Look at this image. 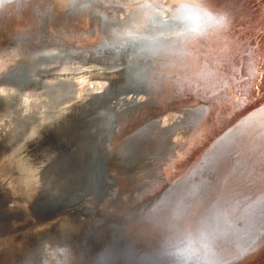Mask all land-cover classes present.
<instances>
[{
	"label": "bare ground",
	"instance_id": "6f19581e",
	"mask_svg": "<svg viewBox=\"0 0 264 264\" xmlns=\"http://www.w3.org/2000/svg\"><path fill=\"white\" fill-rule=\"evenodd\" d=\"M136 1L21 0L15 6L19 16L3 20L2 27L9 36L15 40L26 36L34 45L29 50L20 45L7 47V53H2L8 59L0 64L2 68L9 67L7 74L20 73L22 69L29 72L18 81L12 78L0 82V152L3 154L0 156V201L3 202L0 209L5 206L9 212L17 213L8 220H0V264H122L123 261L144 264L141 259L144 255L132 254L130 259L123 256L126 241L137 249H140L138 246L149 247L151 255L147 254L148 257L154 255L163 264H176L167 263L168 258L176 259L175 254L153 249L152 242L161 240L165 242L164 248L170 246L174 248L172 251L180 252L178 249L187 246L181 248L175 242L172 247V241L182 237L186 242L193 220L198 225L206 222L204 228L208 227L205 230L208 239L197 236L199 241L196 242L202 250L198 258H193L196 262L207 258L209 264H244L246 257L240 255L239 248L228 250L224 245L238 244L243 253L249 251V254L254 247L264 250V224L250 218L254 214L250 209L243 213L247 211L244 216L252 223L250 219L244 222L242 219L239 227L254 229V245H250L240 229L234 230L235 226L229 221L230 206L227 211L219 209L220 213L213 208L217 203L229 202L228 187H235L231 192L238 195L255 178L264 177V170L261 172L249 164L255 160L262 164L264 159L247 161L253 149L255 155L259 154L257 149L263 151L264 156V115H259V103L251 112L255 119L248 129L240 132L238 129L235 135L223 140L224 144L215 152L207 150V144L191 152L192 145L207 132L211 104L220 103L219 99L221 103L227 100L219 98L210 83L199 82V86H193L194 74H201L207 80L213 75L212 62L228 65L232 55L227 46L241 35L245 39L237 57L256 55L257 62L261 63L258 68H262L264 44L259 49L251 39L264 35V0H250L252 5L243 7H240L243 0H206L213 9L228 15L227 29L222 28L220 36L217 33L221 29L193 37L182 33L179 27L146 39L141 35L143 27L137 28L139 33L127 32L117 21L136 8ZM142 2L163 16L166 10L175 7V0ZM239 10L247 13H237ZM235 22H242V27L234 30ZM125 35L128 41H121V36ZM126 50L135 57L124 69L119 57ZM13 51L19 52L12 59ZM80 51L85 52L78 53ZM115 51L118 53L114 55ZM108 63L111 66L106 68ZM230 66H235L233 60ZM135 69L134 74L126 76ZM220 70L215 68L214 72L217 86L226 84L225 91L230 92L231 88L234 91L237 83ZM123 74L124 88L137 89L125 94L120 92L110 100L109 108L122 111L115 123L103 134L94 130L89 137L78 139L68 158H54L57 165L51 166L50 173L43 176L48 159L39 158V150L35 152L40 141L61 133L71 135L81 124L79 110L109 95V87ZM137 74H143L146 85L139 80L146 86L144 89L136 81ZM186 83L185 89L189 92L177 95ZM255 85L256 82L250 84L251 88ZM234 95L241 100L248 93L236 89ZM175 101L179 105L187 102L200 108L205 117L194 122L192 127L191 122H185L187 111L177 112L171 108ZM149 102L156 103L151 111H148ZM226 108L231 109V106ZM56 125H60L61 130L50 132L49 129H56ZM52 145L57 146L56 142ZM119 146L121 149L117 153ZM157 151L162 154L158 159L145 158ZM2 156L11 157L10 163H6L8 166ZM222 157L226 158L219 163ZM181 165L184 169L175 172ZM199 166L202 167L198 172H203L205 166L214 167L216 179L202 188L199 182L190 190L177 193L183 188L178 187L190 179L189 172ZM233 175L243 178L238 181ZM24 180L31 187L29 192L21 188ZM181 180L186 182L177 183ZM167 182H170L168 186L161 185ZM171 184L174 187L168 188ZM166 187L168 189L163 191ZM154 195L155 200L148 206V198ZM261 200L264 197L254 201L264 203ZM214 212H218L215 219ZM177 223L184 224L181 230L177 229ZM54 229L65 230L64 236L58 238ZM83 230L90 232V238L82 234ZM111 230L113 232L109 233ZM136 230L150 236L147 246L139 242L137 234L133 237ZM118 258L120 261L116 260Z\"/></svg>",
	"mask_w": 264,
	"mask_h": 264
},
{
	"label": "water",
	"instance_id": "95a60500",
	"mask_svg": "<svg viewBox=\"0 0 264 264\" xmlns=\"http://www.w3.org/2000/svg\"><path fill=\"white\" fill-rule=\"evenodd\" d=\"M20 1L21 0H0V13L2 14V16H0V64H2L3 62L5 63V61L8 59V57H6V54H5V53H7L6 52L7 47L15 46V48H17V46L20 45L23 47L24 50H27V49L29 50L34 45V42L31 39L27 38L26 36L18 38L15 40L14 37L9 36L7 31L4 30V27H2L3 20H5V19L13 20L19 16V11L16 9L15 6ZM243 1H244L243 2L244 4L240 7H243L246 5H249V6L252 5L250 0H243ZM135 6H136V8L127 12V16L125 15V17H122L121 20L119 18L117 20L119 22V24L122 25L127 30V32L139 33L140 29L138 30L137 28L143 27V29H145V30H142V32H144V33H141V35H142V37H144L146 39V37H151V38L158 37L159 35H161V32L173 31L176 28H179V26L174 21L173 17H171V16H173V10H169V9L166 10L167 13L165 16H163L160 13H158L157 11L152 10V9L148 8L147 6H145L143 4L142 0H137ZM128 8H129V6H128ZM125 9H127V7ZM125 9H122V10H125ZM234 13H236V12H234ZM237 13H244L245 14L247 12H245V11L242 12L239 10V11H237ZM146 16H148V17H146ZM242 24H243L242 22H240V23L235 22L233 29L235 30V29L241 28ZM226 29L227 28H225V30ZM228 31H230V30H228ZM222 32H223V29H221L220 32H218L217 34H219V36H220V34ZM224 34H227L226 31L224 32ZM25 38H27L28 40ZM121 38H123V39H121V41H125V42L128 41L127 35L121 36ZM244 39L245 38H243V36L241 35L240 37H238L236 39V41L232 40V42H230L232 44H229L228 46L226 45L227 47H229L228 49L230 52L229 51L228 52L232 56L229 57L228 65L222 66L220 64H216L215 62H212V64H214L211 67V70L213 68L212 77L209 76V78L206 80V79L202 78L201 74H200V76L194 74V79L196 81H193V83H194L193 86H199V84H198L199 82L201 84L210 83L211 86L213 85L212 88H215V90H217V92L215 94L218 95L219 98L223 97L224 99H227V100L224 101L223 103H221V99H219L220 103L211 104V106L209 107L210 112L207 111L209 113L207 115L208 118L206 117L207 118V126L205 128V130L207 129V132L208 131H210V132L209 133H207V132L203 133L201 138H199L198 141L195 142L194 145H192L191 152H193L194 150H197V149H202L204 147V145H206V144H207L206 145L207 148L209 147L207 150H209V151L214 150V152H215L216 148L218 149V148H220L221 145L224 144V143H222L223 140L231 137V135L233 133H236V131L238 129H239V132L248 129L249 126L251 125V122L255 119L254 113H251V112H253L256 108H258V107L254 106L256 103H259V104H257L260 107L259 115H264V65H263L264 60L261 59L262 68L259 69L258 67L261 63L257 62L258 56L256 57V55H252V58H249L246 56L237 57V54L239 52L238 50H241L243 48ZM251 40L254 41V44L257 45L259 47V49H262V44H264V35L260 34L256 38L251 39ZM234 44H237L235 46L236 48L234 47ZM116 46L114 45V47H116ZM112 50H114V48ZM19 51L15 52V53H18ZM2 52H5V53H2ZM84 52L85 51H80L78 53L84 54ZM15 53H14V51L12 52L13 55L10 56L12 59L14 58V56H17V54H15ZM112 53L115 55L118 53V51H115ZM8 55H9V53H8ZM134 57H135L134 54H132L130 51L127 52V50L124 51L123 54H121V56L119 58H121V60H122V65H123L124 69L126 68L125 64L126 63L128 64L131 61H133L132 59ZM184 57H185V55H184ZM232 60H233V62H235V66L233 68L230 66V64L232 63ZM17 66H20V65H17ZM110 66L111 65H109V63L105 64L106 68H109ZM8 68L9 67H6V68L0 67V82L4 81V80H10L12 78L15 81H18L22 77H25L24 75L28 76V74H29V72L25 71L24 69H22L23 72H20V73H17V72L12 73V71H11V74H7ZM215 68L221 69L220 72H222V71L227 72L229 74V77L233 81H235V84L237 83V88H236L237 91L239 89L245 90L248 93V95L243 97L241 100H239L237 98H234V96H235L234 94L236 92L235 88L233 91V88L230 87L232 90H230V92H229V91H225V89L228 88V87H226V84H223V85L220 84L217 86L218 80L214 75ZM135 72H136V69L132 72L130 71L129 73H126V76L130 77ZM137 75H138V78H136V81L140 82L139 79H141L143 81L144 85H146V81L143 80V78H142L143 74L141 76H140V74H137ZM124 77H125V74L121 75L120 78L118 79V82L113 84V86L109 87V89H110L108 91L109 95H106L103 98L94 100L93 102L88 103L87 107L86 106L83 107V110H79V116H81V124L78 125L74 129V131L71 133V135L65 136V135H62V133H61L58 135L56 134L55 136L45 138L46 140L43 142L40 141L39 149H37L35 152H37L39 150V154H38L40 156L39 158L48 159L47 166L44 167L43 171H42L43 176L47 175V173L48 174L50 173L51 166L55 167L57 165V160H55L54 158L59 159V156H60V158H64V159L68 158V155H70V151H71L72 147H74L76 145L78 139H82L85 136L89 137L90 135L93 134L94 130H96L97 134L99 132L101 134H103L104 133L103 131L109 130L110 126L113 123H115V121L117 120V115H119V113L122 111L120 109L118 111L117 109L109 108V106H111V104H112V102L110 100L111 99L113 100V98L116 97V95L120 92L122 94H125L128 90L132 92L135 89H137V88H135V89L124 88V84H123ZM130 80L131 79H129V81ZM254 82H256L257 85H255V88L254 87L251 88L250 84L254 83ZM187 85H188L187 83L185 85H183L182 88H184V89H181V91H177V93H178L177 95L184 94L185 92H189L187 89H185V87ZM141 86H143L142 83H141ZM145 87L143 86V89ZM221 88H223L222 91H221ZM175 103H176V101H175ZM228 103H230V104H228ZM150 104H152V105H150ZM155 104L156 103H152V102L150 103L149 102L148 111ZM227 104L229 106H231V109L226 108L228 106ZM123 105H126V102H124ZM168 107H170V106H168ZM171 108H175V110L177 112L182 111V110L187 111V114L184 117V118H186L185 122H191L192 127L195 126L194 122H196L197 120H201V118L205 117V115H203L201 113L200 108L199 109L194 108V106L188 105L187 102L185 104H180V105L176 103ZM171 108H168V109H171ZM180 108H181V110H179ZM132 111H134V109H132L131 112ZM249 113H251V114L248 116H245ZM181 125H183V124H181ZM59 126L60 125H56V129L51 128V129H49V131L53 132V131L57 130V133H58L61 130V128ZM171 128L172 127H170V129ZM205 133H207V134H205ZM233 135H235V134H233ZM55 142H56L57 146L52 145ZM254 144H256V146H257V143H254ZM120 149H121V147L119 146L118 149H116V152L119 153ZM21 150H25V149H21ZM187 150H189V149H187ZM187 150L182 151V152H186ZM254 151H255V149H253L252 151L250 150L249 157H248L247 161H251L254 159H259V161H262L264 159V156L262 155L263 151H258L256 149V152H259V154H261V155H259V154L255 155ZM1 155H3V154L0 152V156ZM160 155H162V154H160V152L154 153V154L152 153V155L146 156L145 158H147V159H153V158L158 159ZM190 155L191 154H189V156ZM31 156L32 157H30V158L33 159L32 154H31ZM19 157H21V156H19ZM2 158H3V161L5 164L10 163L11 157L7 156V158H6V156H2ZM192 158H193V156H192ZM225 158L226 157L220 158L218 160L219 163L221 161H223V159H225ZM210 159L211 158H209L208 160H210ZM238 161L240 162V160H238ZM254 162L249 163V164L252 165L253 168L257 167L262 172V170H264V163H262V164L258 163L256 160ZM177 164H179V162H177ZM5 166H8V164H6ZM43 166H44V164L42 165V167ZM150 166H148V168H152ZM201 167L202 166L196 167L195 169L198 168L197 170L193 169V170H191V172H189L188 175L190 176V179H188V180L185 179L187 182L185 180H181L180 182H177V183L186 182V183L182 184L180 187H178V188H181V187H183V188L178 189L177 193H181L185 189L190 190L191 188L194 187L193 184L198 185L199 182L201 183L200 187L202 188V186L204 184L207 185V184L211 183V180L214 181L216 179L217 176H216V173L214 172V167H206L205 166V169L203 170V172H198V171H200ZM148 168H146V169H148ZM182 168L184 169V167L181 165L179 168L175 169V172L180 171ZM196 172L198 174L200 173L201 175L198 176V175L194 174ZM172 173H174V172H171V174ZM175 176H177V175H175ZM233 177L235 178V180H238V181L242 180L241 178H243V177H241V175H239V176L233 175ZM260 178H261L260 176L258 178H255L254 182L251 180L253 183H251L247 189L245 187L243 193L241 191L238 195H233L234 193L231 192V189H233L235 187H233V188L228 187V189H230L228 191L229 196H230L229 202H220V204L217 203V204L213 205V208L216 209L215 211H218L219 209L226 210L227 206L231 207L232 210L230 209L228 211L229 221L235 226V227H233L234 230L240 229V232L244 234L243 236L248 237V240L250 241V245H254V241L252 239V238H254L253 237L254 229L251 228L250 230H248L247 228H242V226L241 227H239V226L242 223V219H243V222L245 219H248V218H245V216H244V214L248 211V209H250V213H254L252 215V217H250V218H256L264 224V219H263L264 203L262 202V203L256 204V201H254L255 199H257L259 197L260 198L264 197V177H262L261 179ZM229 179H231V178H229ZM24 182H25V185L22 186L21 188H22V190L29 192L28 190L31 187L27 186V180H24ZM169 183L170 182L162 183L161 185L168 186ZM177 183H174V184H177ZM174 184L169 185L168 188H173ZM187 184L189 186H187ZM168 188L166 187L163 191H166ZM235 193H237V192H235ZM156 194H161V193H156ZM154 200H155V195L152 197H149L148 201H147L148 206ZM261 201H264V200H261ZM2 203L3 202L0 201V205H2ZM243 210H247V211L243 213ZM218 212H216V213L214 212L215 215L213 216V219H215L217 217ZM16 214L11 213L8 210H6L5 206H4L3 209H0V220L1 221L8 220L9 218L14 217ZM221 216H222V214H221ZM259 216H262V217L257 218ZM224 217L225 216H223V218ZM191 221H192V219L190 220V223H191ZM82 222H84V220ZM166 222H167V220H166ZM249 222L252 223L251 219L249 220ZM167 223H169V222H167ZM206 224H207L206 222H200V224L198 225V223H195L194 220L190 224V227H189L191 230L190 237L192 238L193 242L191 241L190 237L186 242H185V239H183L182 237L180 239H178V237H177L176 241H174L172 238H170L171 241L173 240L172 241V247H173V243L176 242V246H179L182 248V247H186V246L188 247L190 245L191 248L194 250L191 253V259L187 262V264H209L207 258L204 261L202 260V258H200V260L202 262H199V261L196 262L193 259L196 257L198 258L199 254H200L199 250H202L199 243L196 242V240L199 241L197 236H200V238L208 239V235L205 234V230H208V227L204 228L206 226ZM176 226H177L178 230H181L183 228L184 224L183 223H177ZM132 230H134V228H132ZM54 231H55L54 234L56 236H58V238H60V236L63 237L65 234V230L60 231L59 229H54ZM111 232H113V231L112 230L109 231V233H111ZM82 234L83 235L86 234V236L88 238H90V232L89 231L83 230ZM135 234H137L139 236V239H140L139 242H141L145 245L147 244V241L150 237L149 235H147V234L144 235L142 232H139L138 230L134 231L133 237ZM121 239L122 238H120V239L111 238V240H121ZM152 239H153V237H152ZM157 241L161 242V240H157V239L153 240V242H152L154 245L153 249L157 248L160 250H164L165 253L170 254V252H171L172 254H175L174 257L176 259L173 260V257L168 258L167 263L170 261H173L176 264H185V259L181 255H179V251H177V250H176V252L172 251V249H174V248L171 249V248H169L170 246L168 248L167 247L164 248L163 245H165L164 244L165 242L164 243L161 242L160 243L161 245H160V244H156ZM166 242H168V241H166ZM77 243H82V241L77 242ZM73 245H75V244H73ZM234 245L235 246L224 245L223 248H225V249L228 248V250H232V248L233 249L239 248L240 249V251H239L240 255L243 256V258L246 257V258H244V261H243L244 264H264V250H259V247H257L255 249V247H254V249L249 254V251L246 253H243L241 246H239L238 244H234ZM138 247L140 249H137L136 245H134L131 242H129V243L127 241L124 242L123 243L124 250L122 251L123 256L126 259L127 258L130 259V257L132 258V254H134L138 257H140L141 255H144V257H141L144 264H163L162 260L160 258L158 259L154 255H152L151 257H148V255H151V254H149V252H150V250L148 249L149 247L148 248H145L143 246H138ZM132 250H136V252H140V253L142 252V253L141 254H135ZM178 250H181V249H178ZM74 251H76L75 247H74ZM196 251H197V253H196ZM255 253H257V254L254 255ZM119 259L120 258H118L116 260H119ZM136 260H138V259H133V261H136ZM252 261H253V263H251ZM114 264H117V263L114 262ZM122 264H126V262L123 261Z\"/></svg>",
	"mask_w": 264,
	"mask_h": 264
},
{
	"label": "clouds",
	"instance_id": "9594fccd",
	"mask_svg": "<svg viewBox=\"0 0 264 264\" xmlns=\"http://www.w3.org/2000/svg\"><path fill=\"white\" fill-rule=\"evenodd\" d=\"M173 19L182 33L193 37L226 28L229 23L227 13L213 9L206 0H175ZM193 251L190 245L180 250L179 255L184 257L185 264Z\"/></svg>",
	"mask_w": 264,
	"mask_h": 264
}]
</instances>
